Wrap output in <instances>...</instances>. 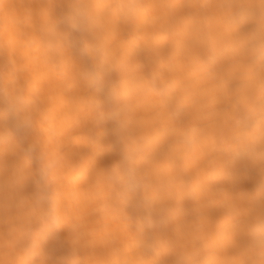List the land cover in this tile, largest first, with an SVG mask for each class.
Segmentation results:
<instances>
[{
    "label": "clouds",
    "instance_id": "obj_1",
    "mask_svg": "<svg viewBox=\"0 0 264 264\" xmlns=\"http://www.w3.org/2000/svg\"><path fill=\"white\" fill-rule=\"evenodd\" d=\"M43 3L34 24L0 0V154L19 161L0 175V264H264V184L237 203L222 162L264 176V0ZM103 122L123 172L68 150Z\"/></svg>",
    "mask_w": 264,
    "mask_h": 264
},
{
    "label": "bare ground",
    "instance_id": "obj_2",
    "mask_svg": "<svg viewBox=\"0 0 264 264\" xmlns=\"http://www.w3.org/2000/svg\"><path fill=\"white\" fill-rule=\"evenodd\" d=\"M16 11L19 15H23L26 9L32 10V23H38L37 11L41 6H46L43 0H15ZM67 5H59L57 7L58 15L67 10ZM62 29L67 30L68 24L61 25ZM73 61L80 65L84 62V57L79 46L74 47L72 51ZM0 60V63H4ZM142 63L147 70V60L142 58ZM37 79H40L37 76ZM0 87H9L6 79L0 80ZM105 112L110 111L108 104L103 105ZM55 116L59 117L57 112ZM6 126L12 127V121L9 119L5 122ZM18 141L24 146H38L39 136L35 127L24 129L16 133ZM82 140L79 145H71L68 149L72 153H83L90 158L96 159L104 166L110 167L113 161L118 163L120 171L127 169V162L120 156H111L109 154V144L114 141L112 125L109 122L100 123L98 126H87L82 130ZM225 167L228 168L233 175L234 183L231 187V193L234 201L237 203L244 202L248 197L255 196L261 184H264V176H261L256 168L253 167L250 158L246 155L234 156L226 154L222 158ZM19 163L17 158L11 152L0 154V175L7 176L11 173L13 165ZM86 193L78 186L70 193V198L74 200L82 199ZM165 234L170 238L173 236L170 229L165 230ZM66 230L64 226H53L48 238L42 241V248L45 251L53 250L62 242ZM160 264H176L175 256L164 258Z\"/></svg>",
    "mask_w": 264,
    "mask_h": 264
}]
</instances>
